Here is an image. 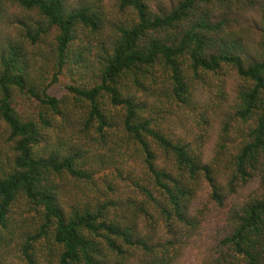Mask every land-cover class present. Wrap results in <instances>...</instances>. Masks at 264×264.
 Masks as SVG:
<instances>
[{"label":"trees","instance_id":"trees-1","mask_svg":"<svg viewBox=\"0 0 264 264\" xmlns=\"http://www.w3.org/2000/svg\"><path fill=\"white\" fill-rule=\"evenodd\" d=\"M196 250L264 264V0H0V264Z\"/></svg>","mask_w":264,"mask_h":264},{"label":"rangeland","instance_id":"rangeland-1","mask_svg":"<svg viewBox=\"0 0 264 264\" xmlns=\"http://www.w3.org/2000/svg\"><path fill=\"white\" fill-rule=\"evenodd\" d=\"M231 89H235V87H231ZM230 89V90H231ZM206 101V98H202L200 99V103H204ZM196 111L192 110V112H190V110L187 112H182L179 119L183 120L185 125H189L193 122H195V118H196ZM190 126V125H189ZM220 126H221V121L219 120L217 123H216V128H215V132H214V137L212 139V142L208 148V153H207V156L209 158H212L213 155H214V152H215V148H216V143H217V139H218V133H219V130H220ZM250 191V189H249ZM248 194V193H247ZM199 253V250H196V251H189L186 258L184 259V263L185 264H189L191 263L195 258L196 256L198 255Z\"/></svg>","mask_w":264,"mask_h":264}]
</instances>
